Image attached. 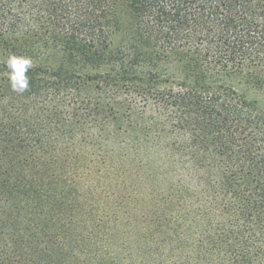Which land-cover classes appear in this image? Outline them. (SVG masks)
Listing matches in <instances>:
<instances>
[{"label":"trees","instance_id":"obj_1","mask_svg":"<svg viewBox=\"0 0 264 264\" xmlns=\"http://www.w3.org/2000/svg\"><path fill=\"white\" fill-rule=\"evenodd\" d=\"M245 71L264 0H0V264H264Z\"/></svg>","mask_w":264,"mask_h":264},{"label":"clouds","instance_id":"obj_2","mask_svg":"<svg viewBox=\"0 0 264 264\" xmlns=\"http://www.w3.org/2000/svg\"><path fill=\"white\" fill-rule=\"evenodd\" d=\"M4 63L11 89L18 93L28 90L30 80L27 73L32 67V59L23 55L10 54Z\"/></svg>","mask_w":264,"mask_h":264},{"label":"rangeland","instance_id":"obj_3","mask_svg":"<svg viewBox=\"0 0 264 264\" xmlns=\"http://www.w3.org/2000/svg\"><path fill=\"white\" fill-rule=\"evenodd\" d=\"M251 79V76L247 75L245 71V74L234 77L233 81L238 88V92L245 94L250 101H257L258 110L264 112V84H257Z\"/></svg>","mask_w":264,"mask_h":264}]
</instances>
